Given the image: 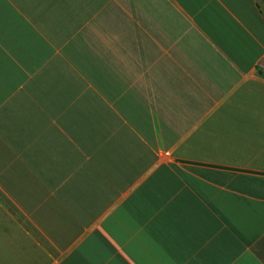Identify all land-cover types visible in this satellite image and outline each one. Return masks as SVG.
I'll use <instances>...</instances> for the list:
<instances>
[{
    "label": "crops",
    "instance_id": "0c3cea01",
    "mask_svg": "<svg viewBox=\"0 0 264 264\" xmlns=\"http://www.w3.org/2000/svg\"><path fill=\"white\" fill-rule=\"evenodd\" d=\"M0 264H264V0H0Z\"/></svg>",
    "mask_w": 264,
    "mask_h": 264
}]
</instances>
